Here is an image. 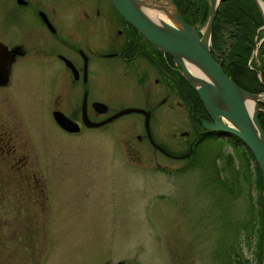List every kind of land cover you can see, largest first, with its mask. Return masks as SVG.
<instances>
[{"label":"rangeland","instance_id":"1","mask_svg":"<svg viewBox=\"0 0 264 264\" xmlns=\"http://www.w3.org/2000/svg\"><path fill=\"white\" fill-rule=\"evenodd\" d=\"M197 1L205 4L206 16L209 1ZM7 6L8 0H0V44L24 42L28 54L12 63L8 85L0 82V138L15 143L26 155V168L41 176L42 239L35 253L28 244L23 254L19 243H9L0 264H114L123 259L136 264H255V228L250 234L252 224L258 227L257 210L251 207L256 190L248 183V165L240 153L221 140L207 141L193 153V141L181 135L189 132L193 138V117L172 92L153 113L158 119L151 121L152 142L168 152H185L182 156H164L147 140H135L143 128L134 114L83 133L61 131L52 111L79 121L78 112L68 111L82 104L81 96L61 94L56 105L52 102L51 77L60 70L52 57L36 53V39L7 26ZM203 34L201 28L198 35ZM222 50H228L226 45ZM170 59L175 76L188 89L185 94L200 102ZM106 63L89 80L86 101L105 102L111 112L143 108L159 99L156 88L141 95L128 70L110 69ZM193 122L202 127L199 119ZM15 171L11 161L0 160V180H9L12 187L8 176Z\"/></svg>","mask_w":264,"mask_h":264},{"label":"flooded vegetation","instance_id":"2","mask_svg":"<svg viewBox=\"0 0 264 264\" xmlns=\"http://www.w3.org/2000/svg\"><path fill=\"white\" fill-rule=\"evenodd\" d=\"M3 16L12 21L7 22L8 27L12 24L11 26L19 28V32L25 33L27 39H36L38 43L36 53L52 57L60 70L51 77L52 102L56 105L59 95L66 96L72 92H78L81 100L85 98L84 109L87 119L91 123L106 120L100 125L83 124L81 104L68 111V113L78 112L79 121L70 114L68 116L65 114L77 125L78 131L68 133L60 128L61 131L70 135L83 133L87 130L100 129L125 115L134 114L142 119L143 128V136L136 135L135 140H147L155 151L164 156H182L185 152H168L162 145L155 143L167 154L158 150L149 141L145 131L146 112L150 139L156 140L153 138L151 121H154L155 118L158 119L153 113L155 114V110L164 106L169 95L168 92L179 95L182 100L179 101V105L185 106L186 113L193 119H199L201 123L206 124L212 122L200 102L192 98L191 94L189 96L185 94V90L188 91V89L184 88L183 82L175 76L177 70L171 67L173 63H171L170 56L157 50L131 26L116 10L111 0H8L7 11ZM259 17L261 23L254 30L253 43L249 50L245 47H238V44L227 50V54L231 55L228 59L225 55L215 51L216 57L213 56V60L223 72L227 66H224V62H231L229 69L232 81L251 93H259L264 97L262 77L264 70L261 68V55L259 54V46L264 45V42H261L264 31L263 21L261 16ZM23 43L8 46L4 44L7 49L4 51L5 61L6 64H9L5 85H8L10 80L12 63L28 54V50L22 47ZM103 63L110 64V69H115L117 66L125 68L131 74V85L139 90L141 95L153 93V89L156 88L159 99L153 104L152 98L153 105L144 104L145 108L136 106L144 112L124 113L108 120L121 108L109 112V105L105 102L96 99L86 101L89 80L96 74V71L101 69L100 66ZM95 101L105 104L106 110L98 112L96 106H92ZM166 106L169 107V104ZM257 106V120L261 127L264 101H259ZM193 119L191 120L193 138L189 132L181 134L189 140L188 143L193 141L191 150L206 140H222L223 142L233 140L230 136L225 135L226 133L204 130L199 123L193 122ZM159 134L162 138L163 131H160ZM171 135H175V133ZM0 139V160L11 161L12 166L16 169L12 177L8 176L15 184L14 187L9 185V180H0V257L9 251L8 244L14 242L19 243L23 254L27 244L28 248H34L35 253L40 247L42 239L41 176L38 172L26 168L28 164L26 155L17 149L15 143L10 145L9 141L11 140H3L2 137ZM118 263L136 264L125 259L114 262V264Z\"/></svg>","mask_w":264,"mask_h":264},{"label":"water","instance_id":"3","mask_svg":"<svg viewBox=\"0 0 264 264\" xmlns=\"http://www.w3.org/2000/svg\"><path fill=\"white\" fill-rule=\"evenodd\" d=\"M113 6L120 15L133 26L148 42L157 50L168 54L179 67L180 73L189 86L195 91L204 111L212 121L210 124L201 123L206 131H219L237 137L251 152L262 181L261 195L264 199V132L257 120V103L263 102L258 94L243 90L227 76L213 60L209 53V33L212 20L216 13L219 0H208V9L205 19L199 24L186 22L177 12L173 3L172 18L174 25L164 22L156 23L150 20L135 6V0H111ZM263 21L261 10L257 0H253ZM264 1V0H262ZM201 28L207 33L206 42L198 35ZM204 31V32H205ZM6 47L0 44V58L4 55ZM7 50V49H6ZM181 59L190 61L199 73L192 74L183 66ZM0 60V82L7 80L8 66ZM254 96L255 107L249 113L242 102L243 96ZM85 98L82 100L81 120L85 125H100L103 122L91 123L85 115ZM98 112H104L106 105L101 102H93ZM129 112H144L142 109L127 108L119 110L108 120ZM144 126L149 141L158 150H163L150 139L148 132V114L145 112ZM54 123L62 130L73 133L78 131L77 125L60 111L51 113ZM261 220L260 237V264L264 255V209ZM122 264V263H118Z\"/></svg>","mask_w":264,"mask_h":264},{"label":"trees","instance_id":"4","mask_svg":"<svg viewBox=\"0 0 264 264\" xmlns=\"http://www.w3.org/2000/svg\"><path fill=\"white\" fill-rule=\"evenodd\" d=\"M171 1L176 7L179 15L186 22L190 24H196L197 22L199 21L201 22L204 19L205 9H206L204 3L199 2V4H197L198 2L197 0H171ZM259 16H260L259 12L253 0H219L216 8L215 18L211 24L210 37H209V53L212 56V58L213 56L216 57V55L214 54L215 51H217L218 53L222 51V55H225L227 59L228 57L231 56L227 54L228 51L222 50L223 45H226L227 49H231L232 47L239 44L238 47H245L247 50H249L253 43L254 30L261 23ZM259 49H260L259 54L261 55V68L264 70V45L261 44L259 46ZM224 64H225L224 66L227 65L226 68L224 69L225 70L224 72L227 76L231 78L230 69H229L230 67L229 65H231V62L225 61ZM262 77L264 82V71L262 73ZM242 89L249 91L244 88ZM261 128L264 132V114H261ZM227 135L230 136L233 140H226L227 142H225V144L229 146L230 149L232 148L235 149L237 152H239L241 157L245 160L246 164L248 165V172H249L248 183L250 187H253L254 190H256V195L251 201V205H252L251 207L252 208L254 207L257 210L256 212L258 216L257 218L258 224L256 223V225L258 227H255L252 224V228H251L252 232L250 236L256 230L258 236L256 242L257 250L255 255L256 257L255 264H259L261 218H262V210H261L262 181L258 168L255 164V161L249 149L237 137L230 134ZM207 141L208 140L204 141L201 144V146L207 144L206 143ZM210 141H215V140H210ZM197 148L195 147L193 149V153L194 152L196 153ZM195 155H193V157ZM228 156L229 157H227V163L230 164L232 163V158L231 155ZM231 183L233 184L234 181H232ZM222 185L226 189L230 190L229 184L227 182H222Z\"/></svg>","mask_w":264,"mask_h":264},{"label":"bare ground","instance_id":"5","mask_svg":"<svg viewBox=\"0 0 264 264\" xmlns=\"http://www.w3.org/2000/svg\"><path fill=\"white\" fill-rule=\"evenodd\" d=\"M257 3L261 10L262 16H263V27H264V1L257 0ZM135 6L139 8V10L142 11L150 20L156 22L157 24L160 22H164L169 25H174L175 23L171 15L173 12V7L171 3L167 0H164V1L162 0L159 3H155V4H146L145 2L142 4H139L137 2ZM206 38H207V33L205 31L201 39L203 42H206ZM181 62L188 72L192 74L199 73V69L196 68L190 61L186 59H181ZM255 99L256 98L254 96L245 95L242 97L243 105L249 113L255 107ZM262 264H264V255L262 257Z\"/></svg>","mask_w":264,"mask_h":264},{"label":"built area","instance_id":"6","mask_svg":"<svg viewBox=\"0 0 264 264\" xmlns=\"http://www.w3.org/2000/svg\"><path fill=\"white\" fill-rule=\"evenodd\" d=\"M263 208H264V205H263Z\"/></svg>","mask_w":264,"mask_h":264}]
</instances>
